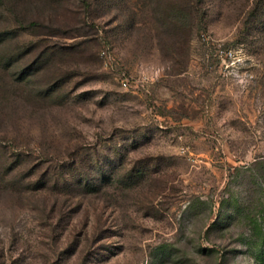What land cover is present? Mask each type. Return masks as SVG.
Segmentation results:
<instances>
[{
	"label": "rangeland",
	"instance_id": "374dc122",
	"mask_svg": "<svg viewBox=\"0 0 264 264\" xmlns=\"http://www.w3.org/2000/svg\"><path fill=\"white\" fill-rule=\"evenodd\" d=\"M0 264H264V0H0Z\"/></svg>",
	"mask_w": 264,
	"mask_h": 264
}]
</instances>
